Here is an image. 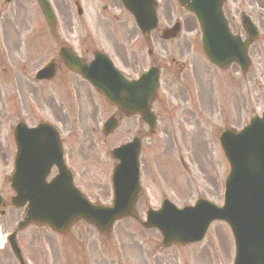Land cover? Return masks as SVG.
I'll list each match as a JSON object with an SVG mask.
<instances>
[{"label": "rangeland", "instance_id": "374dc122", "mask_svg": "<svg viewBox=\"0 0 264 264\" xmlns=\"http://www.w3.org/2000/svg\"><path fill=\"white\" fill-rule=\"evenodd\" d=\"M0 1L4 3L2 0ZM15 2L16 0L11 5L5 6L7 9L5 17H3L5 27H7V22L12 16H15L16 22L14 24L15 31L12 34L7 33L2 40L0 38L1 65L10 70L6 74L7 76L1 73L0 93L5 94V92L14 90L17 92L16 97L22 96L33 101V116H49V119L55 118L58 119V122L60 121L64 132L65 144L68 148V158L74 164L76 182L80 187L89 192L92 199L106 201L108 197V182L105 179H107L111 170L112 161L108 156V144L101 142L94 128L96 121L99 118L101 119V116H104L108 109L102 107L103 109L98 112L95 101L90 97L93 94L90 88L85 83H80L77 77L70 75L66 71L59 78L47 84L45 89L48 92L45 91L44 98L38 92H31L35 88L32 89L33 87L26 84L25 73L44 61L46 58L44 52L46 50L42 48L26 54L27 50L30 49V40L28 38L30 37L34 43L43 42L44 34L38 26H32L35 25V22L39 21L36 18L39 15L37 8L30 3L29 6H22L16 9L14 8L16 7ZM83 2L84 15L89 22H93L99 5L94 0H83ZM60 5L64 17H68L70 13V16L75 21H78L80 17L76 15L75 7L72 4L70 7L68 0H60ZM9 7H13L14 11L11 12L8 9ZM226 9L231 14L233 13L234 5L232 0H229ZM115 24L120 31L119 34L126 39V35L131 28H126L116 21L110 27H113ZM163 26L169 25L162 24L161 27ZM20 33L22 36L19 35ZM25 33H28V35L23 36ZM134 34H136L135 30ZM98 35L100 36L99 32ZM194 35L193 51L199 43L197 33H194ZM19 41L22 42L20 47L25 49L24 56L19 53ZM166 45L168 43L163 42L160 37L158 39L156 34H153L150 45L140 37L139 55L127 54L128 56L125 57L124 54L121 55L119 53V55L112 56V58L117 65H125L129 69V65H132L137 58H140V69L142 70L149 61L153 62L159 59L161 55H164L166 58L164 59V64L175 68L174 71L176 73L178 69L177 65H172L169 62L173 48ZM164 46L165 48H162ZM148 48L152 49L150 55L147 53ZM174 54H177V52L174 51ZM250 57L252 69L245 78L240 75L237 67L232 66L228 70L221 72V74L224 73L223 76L225 77L223 83L220 82V84L217 80L213 82V87L216 90L213 91V96L222 97L220 102H215L210 98L211 90L208 91V88L212 81L208 80L204 71H202V75L199 77L201 80L198 83V88L194 86L200 98H193V103L185 104H192L194 113L192 112V117L189 116L182 119L185 123V128L180 129L181 141L179 146L175 144L177 138L172 129V126L174 127L177 123L179 124V121H176V123L173 118H168L167 114L160 115L158 127L162 125L164 133L159 136L160 139L153 141L151 144H146L145 142L141 155L143 170L145 168L144 187L146 192L140 200L144 204L150 203L155 205L159 197V186L153 180V175L155 174L154 163L155 165H159V175L167 177L165 179L166 183L160 184V187H163L167 191L168 196L179 204L190 203L197 196L196 193L201 192L206 187H210V190L213 192L215 191L216 180L220 179L224 172L226 175L228 169L226 161L222 156L218 157V154L221 155L219 147L213 146L212 149L210 148L211 150L204 149L207 144L211 145L210 134H216L219 127L221 128L227 124L240 127L248 121L252 110L261 111L264 108V38L254 44L250 50ZM195 58H197V55H195ZM14 66L19 70L17 74V78L20 79L19 82L13 79ZM217 77H220V75L218 74ZM163 86L164 92H170L174 87L173 78L167 74H163ZM76 91L82 92V98L75 96ZM34 93H36L35 96ZM175 94L177 93L172 92V95ZM192 96L194 97V94ZM88 97H90V100ZM53 98H55L58 108H55ZM176 100L177 98L174 101ZM70 101L73 103L70 104ZM197 101L198 108L196 106ZM98 105L100 109L101 105L99 103ZM186 108L185 106L183 110ZM183 110L180 107L174 110L173 114L176 115V119L179 118ZM22 113L23 115L27 114L25 110ZM6 125L7 119L0 116V143L3 145H6V137L8 138ZM118 137L114 135L110 139L111 142L114 143ZM211 153L212 156L210 158L209 155ZM180 154L184 157H189L192 176L180 166L178 162ZM212 162L214 163L213 165ZM164 163L168 165V168L164 167ZM1 168L2 166H0V170ZM193 179L198 181L199 184L198 182L194 184L192 182ZM212 194L217 195V191ZM2 208H5V206ZM6 209L10 208L7 207ZM11 211L14 213L12 220L10 221L7 216L4 221L7 225L6 230L15 224L21 214V210L18 209ZM119 225L126 230H137L129 221L119 222ZM115 234L116 232H114L112 238L106 239L100 236L94 227L83 221H79L63 236L57 235L47 228L31 225L28 230L20 234V239L25 246L27 245V248L24 247L25 256H29L30 259L35 261V264H44V261L39 257L40 254L37 253L40 249L48 253L44 257L45 261L47 260L46 264L51 260V255L57 263L61 261L65 264V262L71 261L66 259V257H70L69 254L79 257V261H84L86 264H93L94 254H100L102 257L105 254L112 255V260L105 255L104 258L107 257V261H103L102 258V264H120L119 262L122 264H164L165 262L172 264H229L233 254V242L230 232L225 224L220 223L212 225L205 240L200 244L185 247H170L168 249L161 248L160 236L154 230L142 229V231L140 230V234L132 233L129 235L125 233L121 236L126 241L122 246H119L116 242ZM126 234L127 236H125ZM29 235L30 238L28 240ZM130 237H135V239L140 241V256L138 255V248L129 245ZM1 238H3V235ZM110 249L111 252H109ZM2 258H5V256ZM7 261L12 263V260L9 258ZM76 261L71 264H76Z\"/></svg>", "mask_w": 264, "mask_h": 264}, {"label": "water", "instance_id": "95a60500", "mask_svg": "<svg viewBox=\"0 0 264 264\" xmlns=\"http://www.w3.org/2000/svg\"><path fill=\"white\" fill-rule=\"evenodd\" d=\"M40 4L47 13L43 3ZM188 7L190 8V6ZM232 42L239 43L237 38ZM210 56L214 58L213 55ZM65 60L71 69L94 83L110 101L117 104H126L127 101H131L128 100L129 97L126 98V94L130 92V83L125 81L119 74H116L115 82L109 87L108 82H104L102 77H99L100 74H106L103 70H100L99 73L93 71L92 67L84 64L71 53L65 54ZM242 60L244 62V59ZM98 81L101 83L100 86ZM137 86L140 87V109H148L147 99L155 92L156 80L153 78L151 83L141 80L133 88ZM119 92L125 95H120ZM255 124L252 125L253 130L250 133L246 131L244 134H240L239 139L243 138L228 149L227 156L232 166V172L227 183L224 208L202 205L203 214L200 215L198 220L206 218L209 221L212 219L226 220L237 236L241 238V244L247 246L246 260L250 259L252 264H264V125ZM258 132H260L259 135H262L261 137L253 136ZM128 177L132 182L131 176L128 175ZM133 181L136 189L125 197L122 208L115 213L116 216L124 215L134 207L135 199L139 194L137 175ZM78 202L82 204L81 201H77L76 204ZM92 210L93 212L102 213L106 219L111 217L112 220L115 218V215L100 210V207H93ZM72 214L78 215L81 212L75 211ZM177 215V224L188 223L193 218L190 212L178 211ZM97 218L100 219L99 216Z\"/></svg>", "mask_w": 264, "mask_h": 264}, {"label": "flooded vegetation", "instance_id": "af4514ba", "mask_svg": "<svg viewBox=\"0 0 264 264\" xmlns=\"http://www.w3.org/2000/svg\"><path fill=\"white\" fill-rule=\"evenodd\" d=\"M32 2L33 0H16V9H18L19 7H21L23 5L24 2ZM56 3H60V0H54ZM102 1L106 6L105 7H109V8H115V10L117 8H121L123 5L121 4L120 0H100ZM176 3V0H163L162 5L160 6L161 9V13L162 16L166 19H168L169 21L173 18V12L171 11V6L173 3ZM5 5H7V3H4ZM233 4L234 7L236 9V15L240 16V13L242 12V9H244L245 11H247L249 13V15L254 19V21L256 22V24H261L260 21H258L257 19L259 17H262V15L264 16V12H258L256 11V9H264V0H233ZM14 8L11 9V12L14 11ZM177 12V11H176ZM178 13V12H177ZM178 16H180L183 21L185 23L190 22V17L187 15H182V13H179ZM105 18H107L108 20H112L116 18V21L120 24H124L126 21V17H122V16H116L111 17L109 16L107 13L105 14ZM179 20L176 16L175 21ZM15 16H12L10 20H8L7 22V27H5V20H3L0 24V38L2 40V38L7 34V33H13L15 31L14 28V24H15ZM62 23L64 25V20H62ZM96 23V21H95ZM100 23H102V21H100ZM234 28L236 29V31H240L242 32V27L240 24L239 19L237 18L236 21H234ZM260 26V25H259ZM10 27V29H9ZM109 40L113 41L112 38H109ZM110 41V42H111ZM97 42V46H99V44L103 45L102 47H108L107 44L109 41L105 40V42L96 40ZM112 43V42H111ZM76 49L78 51V53H80L81 55L84 56H88V55H92L96 50L97 47L94 46L91 42L90 39H87L86 41H81V40H77L76 42ZM113 48L114 50H117V53H123V48H115V45H118L117 43V39L114 40V44ZM20 46V43H19ZM60 46L63 47V42L60 39H53V43L50 45L48 44L47 40L44 41L43 47L44 50H46L44 52V55H50V54H57L58 50H60L59 48H61ZM120 50V51H119ZM47 52V53H46ZM9 60L12 61L11 58H9ZM4 64V63H3ZM58 72L60 70V66L58 65ZM10 72L9 69L4 68V65H1V49H0V74L4 73V74H8ZM57 72V75H58ZM31 73V69L28 70V72L25 73V76L30 75ZM17 74H18V70L16 68V66L13 67V79L17 82L20 81L19 78H17ZM53 81V80H52ZM45 82V81H43ZM51 82V81H49ZM28 85V84H27ZM30 87H33L32 83L30 85H28ZM33 89V88H32ZM14 91V90H13ZM36 91V90H35ZM34 90H31V92H35ZM46 89L44 87L41 88L40 90V96L42 98H44V95L46 92ZM15 97H12V94H8L5 92V94H1L0 93V116H3V118L7 119V126L9 127V134L11 136L10 138V142L8 145H2L0 144L2 147H0V166L6 168H10V172H12V168L14 167V163L16 160V142L14 139V133L16 130V126L20 123H24L25 125H27L28 127H32L35 126L37 123H39L40 121L43 120H49V116H41V117H36L33 116V101H31L28 98L25 97H18L19 100L15 99L13 100ZM54 100V106L55 108H58L57 104H56V100L55 98H53ZM25 110L26 111V115H23L22 111ZM166 110V106L162 103V102H158L156 105V111L157 113L161 114L163 112H165ZM28 115V116H27ZM56 122H58V119L53 118ZM9 172V174H10ZM52 174L55 173L54 170L51 171ZM219 184V183H218ZM206 191H210L209 187L205 188ZM219 190V186H217V191ZM6 195L8 197H10L13 194V191L11 188H8V191L5 192ZM14 215V213L10 210L8 213H5L3 211L0 210V216L5 219L7 216L9 218V220H12V216ZM165 264H172V263H167L165 262Z\"/></svg>", "mask_w": 264, "mask_h": 264}]
</instances>
